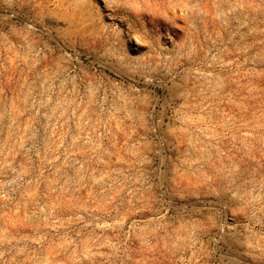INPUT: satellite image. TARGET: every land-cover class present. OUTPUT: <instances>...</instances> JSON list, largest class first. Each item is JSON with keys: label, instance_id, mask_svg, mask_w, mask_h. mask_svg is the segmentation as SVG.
<instances>
[{"label": "rangeland", "instance_id": "rangeland-1", "mask_svg": "<svg viewBox=\"0 0 264 264\" xmlns=\"http://www.w3.org/2000/svg\"><path fill=\"white\" fill-rule=\"evenodd\" d=\"M0 264H264V0H0Z\"/></svg>", "mask_w": 264, "mask_h": 264}]
</instances>
